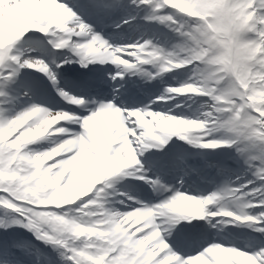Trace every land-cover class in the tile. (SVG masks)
I'll use <instances>...</instances> for the list:
<instances>
[{"label": "snow or ice", "instance_id": "6c2138e0", "mask_svg": "<svg viewBox=\"0 0 264 264\" xmlns=\"http://www.w3.org/2000/svg\"><path fill=\"white\" fill-rule=\"evenodd\" d=\"M131 3L149 9L147 20L170 22L184 42L174 51L151 41L114 45L64 0H0V228L21 226L32 231L68 264H264V247L249 252L211 243L194 255H185L167 242L181 220L206 217L231 218L264 233V0ZM83 7L111 14L123 3L83 0ZM169 8L183 14L179 23ZM32 33L48 34L56 50H70L72 57L62 64L87 68L111 63L117 68L111 74L113 81L127 73L154 78L190 66L192 77L165 93L208 96L213 101L211 110L203 118H192L151 105L132 108L98 102L57 87L65 101L88 114L53 111L37 104L8 114L4 105L12 99L10 88L21 70L37 69L54 86L59 84L44 60L14 51ZM148 65L157 71H147L144 66ZM220 130L229 134L227 139H207ZM172 137L205 149L235 145L249 170L254 169L259 186L244 191L255 184L248 181L198 197L147 177L140 158ZM45 139L49 148L32 147ZM132 166L134 171H126ZM120 175L145 179L158 192L172 194L151 205L135 201L132 210L124 212L105 208L100 201L113 186L109 178ZM12 247L32 252L22 240Z\"/></svg>", "mask_w": 264, "mask_h": 264}, {"label": "bare ground", "instance_id": "6f19581e", "mask_svg": "<svg viewBox=\"0 0 264 264\" xmlns=\"http://www.w3.org/2000/svg\"><path fill=\"white\" fill-rule=\"evenodd\" d=\"M72 1H75L76 3L78 14H80L82 18L89 24L90 22L88 19H91L93 15L102 16V14H98L94 11L85 9L83 7V0H64V2L69 5ZM122 3L123 7L115 11L116 14L113 15V20L117 22V18H119L120 16L123 17L122 19L124 20L119 24H115V27H110L106 31H101L103 32V37L105 35L109 36L111 39H121V37L126 36V39L123 40V45H128L137 42L140 43L142 39L137 42L133 41L138 40L139 36L143 37L145 35L144 38L146 36L154 38L155 43L152 45L156 46L157 43L161 44V48L165 51H174L178 44L184 42V38L174 30V26H169L170 22L145 19V15L149 11V9H147L145 6L141 5L140 7H137L136 5H133L131 3V0H122ZM176 16L180 17L182 15L176 14ZM124 21H127V23H124ZM126 33H128V35H126ZM50 39L51 37L48 34L32 33L29 34L26 38L19 41L16 44L14 51L23 54V56L25 57L30 56L33 58H41L42 60H44L45 63H47L56 73L59 84L57 86H54L48 76L44 73L39 72L37 69L21 70L19 76L16 78V82L10 88V97H12V99H10L9 102L4 105L8 110V114H14L21 109L28 107L29 105H31V99V102H35V104L39 106L46 107L49 110L57 111L53 106L54 103L50 101V99L53 98L52 91H57V87L62 86L63 80H65V85H72L71 81L67 80V77L75 69H80L85 72V77L87 79L86 82L89 83L90 87L92 88L89 90L92 91L93 89L98 87V84H100L101 82L103 86V88L101 89L109 93V95L104 94V96H111L113 97L112 99L115 102H124L125 104L127 98L126 91H122L118 96H115L113 94L120 91V88L123 89V87L129 85L131 87L129 93L134 97L140 91H144V93L148 94H153L158 90L159 87L165 85L164 81L166 80L168 82H172V84L181 86L193 75V70L190 66H183L180 68L171 69L158 76H154V78H149L148 76L139 73H127L122 80L113 81L111 79V76L106 77L103 74V69L108 70V68H111V70L115 72L117 71V68L111 63H106L103 65L99 63L90 64L87 68H82L79 63L62 64V62L66 58L72 57L73 54L68 49H54L49 43ZM176 40H178V43H175L173 45L171 42H175ZM30 45L31 47H29ZM58 64H62V67L58 68ZM96 67L98 69H96ZM144 67L145 69H147V71L153 74L157 71L155 66L152 65ZM121 81H123V86L118 88L117 85ZM168 87L169 86H166V88ZM138 88L140 89L139 91H137ZM25 92L28 93L27 96L24 95ZM161 93L163 94L165 93V91L162 89ZM96 94L100 93L97 92ZM163 95L166 96L167 99L165 98L155 100V108H157L158 111L164 110L162 106L164 107V105L166 104L175 103L176 110L171 112H173L174 114L176 113V115L180 114L192 118H195L196 116H200L201 118H203L205 110L210 111V106L213 104V101L210 97L200 94H173V96L171 93H166ZM140 99L141 97L139 95V97L133 99L132 102L138 101ZM150 101L151 100H146V102H148L147 105L150 104ZM186 109L190 110L187 112ZM67 112H69V114L77 115L86 113L81 108L68 110ZM59 123L68 128L76 127L75 125H72L71 122ZM55 138L56 137H52V139ZM208 139L223 140L224 135L222 131H218L212 133V135L208 137ZM168 145H174V148L171 152L165 151ZM50 146L51 144L48 139L42 140L40 143L32 145V147L38 150H44L49 148ZM223 147H219L216 149L202 148L195 150L194 144H190L186 140H182L179 137H172L169 140L168 144L160 148L149 149L140 159L144 167L148 168L146 173L149 171V169H152L151 172L158 173L160 166H162L165 170V168H167L169 164L173 165L171 166L172 169H176L178 167L179 170H186V172L187 170H190L188 173L189 175L183 176L184 182H180V184L172 190H182L184 185L186 187L191 186L190 189L196 188L195 196L198 197H204V195H200L199 193L200 188L202 187H211L210 190L212 191L211 193H213L219 192L225 187L232 186L229 178L226 176H231V174L234 173L237 176L234 177L235 179L232 182L237 181L238 179H242L245 180L246 183L248 181H255L254 185H250L251 188L253 186H259L260 181L256 180L253 175L254 169L249 170L246 167L244 157L237 153H233L230 155L228 153H225L226 156H223L222 152L225 149V147ZM188 156L190 157L188 163H181L177 166H174L175 163H178L177 159ZM234 157L235 159H233ZM214 160L217 161L219 166L221 165L222 168L228 169V167L225 168V166L228 165L231 170H225V174L223 176H212L208 166L210 165L209 163ZM135 168L136 166H132V168L127 169L126 171H134ZM229 172H231V174ZM189 178H194V180H190ZM109 179L112 181L113 186L106 189L107 196L100 201L101 203H104L105 208H114L117 211L124 212L127 210H132L135 201H140L141 203L146 202L145 197L141 198L140 200L136 199L134 197L135 195L132 194L133 192L131 191L132 189L135 191H139V196L142 197L143 192H145L148 187L145 179H137L135 177H128L123 175ZM197 182H200L199 186H196ZM131 187L132 189L129 190ZM127 197H132L133 199L130 200ZM121 201H123V203H121ZM213 206L210 207L212 208ZM205 219L211 222L216 221L217 223H221L223 221L231 224L232 226L227 229L229 235H231L236 240L243 239L244 241H246L248 244L242 245V247L246 251H257L259 250V248L264 247V233L257 231L254 228L252 229L254 231H248L247 225L235 222L231 218L227 217H206ZM196 220L199 219H194L192 221L185 220L184 222L191 223ZM182 222L183 220L173 226L171 236L172 239L180 234V224H183ZM17 240L21 239H17L14 235L8 233L7 237L0 241V250L4 249L5 253L12 254V251H15L12 245ZM22 241L28 243L32 252L31 254L19 252L15 256L13 255L7 257L6 260L11 261L12 264H17V262H22V264H68V262L60 258L59 253L56 249H46L41 245L34 244L32 240L28 238H22ZM191 251L188 250L187 254L185 255H194Z\"/></svg>", "mask_w": 264, "mask_h": 264}, {"label": "rangeland", "instance_id": "374dc122", "mask_svg": "<svg viewBox=\"0 0 264 264\" xmlns=\"http://www.w3.org/2000/svg\"><path fill=\"white\" fill-rule=\"evenodd\" d=\"M171 12V13H170ZM175 13V14H179L178 12H177V10H173V9H169V12L168 13H170V14H172V13ZM181 15V14H180ZM223 131V135H224V139H227L228 138V136H229V134L228 133H226L224 130H222ZM232 147V149H236V146L235 145H233V146H231ZM258 163V162H257ZM239 187V186H238ZM250 189V187H248V188H246V189H244V191H248ZM83 199V198H82ZM77 204L79 203V202H76ZM3 213V212H2ZM18 227H19V231L21 232V230H22V227L21 226H14L13 227V230L14 231H17L18 230ZM26 231H29L28 229L26 230ZM30 235L31 236H33L32 235V233H30Z\"/></svg>", "mask_w": 264, "mask_h": 264}]
</instances>
